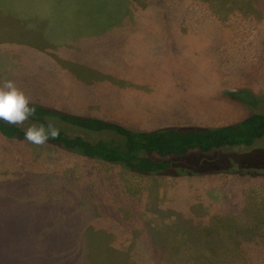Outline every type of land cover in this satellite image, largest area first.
Returning a JSON list of instances; mask_svg holds the SVG:
<instances>
[{
  "label": "rangeland",
  "instance_id": "obj_1",
  "mask_svg": "<svg viewBox=\"0 0 264 264\" xmlns=\"http://www.w3.org/2000/svg\"><path fill=\"white\" fill-rule=\"evenodd\" d=\"M7 79L134 131L238 122L264 113V0H0ZM230 162L145 175L0 133V264H264V175Z\"/></svg>",
  "mask_w": 264,
  "mask_h": 264
},
{
  "label": "trees",
  "instance_id": "obj_2",
  "mask_svg": "<svg viewBox=\"0 0 264 264\" xmlns=\"http://www.w3.org/2000/svg\"><path fill=\"white\" fill-rule=\"evenodd\" d=\"M36 114L30 120L46 124L53 119L60 128V136L49 140L67 151L89 158L101 159L139 174L192 175L225 172L241 173L249 169L232 168L231 158L239 156L256 163L251 175H264V146L251 147L264 136V113L253 112L234 123L213 127H174L134 131L126 126L99 117L73 114L38 102ZM65 126L70 133L64 131ZM25 128L9 125L0 120V133L6 137L25 139ZM102 132L116 135L114 140L91 141L86 135ZM102 133L100 135H102ZM243 145L246 150L223 151L224 147ZM192 151V152H191ZM201 153H209L203 157ZM244 160V159H243ZM243 162V161H242ZM207 163L208 168L197 169V164ZM249 165V162H245ZM251 172V171H250Z\"/></svg>",
  "mask_w": 264,
  "mask_h": 264
},
{
  "label": "clouds",
  "instance_id": "obj_3",
  "mask_svg": "<svg viewBox=\"0 0 264 264\" xmlns=\"http://www.w3.org/2000/svg\"><path fill=\"white\" fill-rule=\"evenodd\" d=\"M36 114V105L31 97L18 87L12 79L0 82V120L9 125H23ZM60 136V128L53 119L47 123H32L24 130L25 140L40 146Z\"/></svg>",
  "mask_w": 264,
  "mask_h": 264
},
{
  "label": "crops",
  "instance_id": "obj_4",
  "mask_svg": "<svg viewBox=\"0 0 264 264\" xmlns=\"http://www.w3.org/2000/svg\"><path fill=\"white\" fill-rule=\"evenodd\" d=\"M181 30H178V34L180 35V32ZM179 197V196H178ZM184 197L185 198H189L190 196L188 195H184ZM177 199V196L176 197H173V200H172V204H173V202L175 201ZM205 203H207V202H205ZM210 206V205H209ZM19 212V210H17V213ZM209 215H213L212 213H211V211H209ZM42 219H43V217H42ZM223 220H221V221H218L217 219H214V217H212V220H209V219H207V221H205L202 225H203V227H204V229H206V231H208V234L210 233L211 234V232L209 231V230H212L214 227H216V224L215 223H220V227L221 228H225L226 227V223H225V221H223ZM44 223H45V221H44ZM202 225H201V227H202ZM230 225H232V222H230ZM244 225V224H243ZM26 227H28L29 228V226H26ZM201 227L200 226H197V228L196 229H201ZM211 227H212V229H211ZM64 228H66L65 226H64ZM226 228H232V226L231 227H226ZM192 235V234H191ZM190 235V236H191ZM207 235V234H206ZM212 235V234H211ZM218 235V234H217ZM220 235V234H219ZM194 236V235H193ZM222 238H223V236H221Z\"/></svg>",
  "mask_w": 264,
  "mask_h": 264
}]
</instances>
